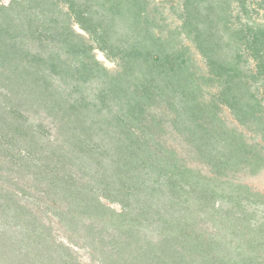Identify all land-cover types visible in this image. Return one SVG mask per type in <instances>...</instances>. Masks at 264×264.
<instances>
[{"label": "trees", "instance_id": "16d2710c", "mask_svg": "<svg viewBox=\"0 0 264 264\" xmlns=\"http://www.w3.org/2000/svg\"><path fill=\"white\" fill-rule=\"evenodd\" d=\"M233 1L238 2L248 19H253L264 8V0L256 9L248 7L249 0H188L184 28L188 35L194 36L208 59L211 78L220 84L225 81L219 101L228 106L240 123L260 122L263 119L261 105L254 96L249 98L240 64L245 57L242 55L244 50L256 63V79L264 81V25H243L233 35L234 45L230 46L231 43L224 42L223 34L224 30H231L227 26L230 13L224 20L222 17L215 19L211 8L205 15L196 11V7L203 5L227 7L230 12ZM60 4L67 7V12L61 10ZM139 5L140 0H12L9 5L0 6V133H12L10 139L0 142V148L5 149L6 156L28 164L29 160L32 162L38 158L33 154L36 148L21 153L12 150L10 143L39 145L43 150L56 145L41 143L35 125L30 123L33 114L49 110L52 117L49 134L53 135L51 124H55L60 129H56L57 137L61 133L71 136L72 129L69 130L68 126L75 120L74 115H80L79 127H75L80 133L72 134L67 140L74 142L71 143L74 149L81 144L88 146L82 150L93 159V136L109 132L110 137L113 135L128 143L127 156L131 154L129 159H136L134 179L130 175L131 169L121 167L118 159V162L114 161L110 174L104 173L97 183L98 190L103 189L100 190L102 196L122 206L120 214L110 213L115 222H121L120 234L121 237L124 235L117 244L119 251L115 250L113 264H249L247 260H253L251 251L257 245L256 239L250 235V225L231 209H215L212 198L219 194V190L211 178L181 167L173 161V153L163 156L156 153L154 156L146 149L157 134L154 127H142L143 116L157 101L167 103L175 116V125L190 135L195 134L193 126L197 120L205 118L204 113L216 112L217 106L214 110H207L200 103V86L189 72L185 53H171L166 42L153 39L150 32L140 27ZM74 24L93 45L87 44ZM120 25L124 31L118 30ZM95 51L103 53L110 62L120 61L121 70L116 77L100 64ZM39 126L42 128L45 124ZM137 129L139 133H136ZM205 130L215 132L218 127H206ZM237 149L238 156L239 151L248 148L241 144ZM56 150L52 152L53 156ZM255 156L251 157L252 164L264 162L261 154L257 152ZM231 158L220 159V171L228 168ZM58 165L63 167L67 162L63 164L60 159ZM142 165L147 170L155 167L164 181L158 180L156 186L148 187L149 183L142 178L143 171L138 173ZM47 166H50L49 161L44 168ZM52 178L50 183L64 187L66 193L76 194L85 210L93 208L92 198H89L92 192L75 193L76 183L72 175L60 177L58 174ZM133 190L150 192L153 198L165 194V190L168 194L165 202L157 199L160 203L156 205L142 204L137 200L136 208L130 200ZM191 197L198 199L203 212L213 207V214L218 215L214 222L222 221L226 231L228 229L227 234L236 237V246L223 235L221 241L215 243L200 224L183 216L184 211L178 207L180 201L185 203ZM97 211L104 215L101 208L98 207ZM150 215L154 217L150 218ZM147 221L151 230L158 232L156 240H153L155 236L142 232V227H148L145 225ZM244 243L252 248L240 249ZM128 248L134 258L126 261L123 255ZM231 248L235 251L239 248L240 255L245 258L236 259L238 253L233 255ZM259 252L256 251L257 257L261 255ZM257 264H264V261Z\"/></svg>", "mask_w": 264, "mask_h": 264}, {"label": "rangeland", "instance_id": "374dc122", "mask_svg": "<svg viewBox=\"0 0 264 264\" xmlns=\"http://www.w3.org/2000/svg\"><path fill=\"white\" fill-rule=\"evenodd\" d=\"M11 1L2 0L0 6L9 5ZM187 1L140 0L138 7V12L142 16L140 27L150 32L153 39L166 42L170 46L171 53L177 51L185 53L189 72L194 75L192 78L200 86V103L207 110H214L217 106L215 109L217 111L204 113L205 118H199L193 126L195 134L190 135L175 125V116L169 110L167 103L157 101L156 105L148 108L143 116L142 127L145 129L154 127L153 131L157 134L146 149L154 153V156H157L156 153H162L161 156L173 153V161L179 163L181 167L190 168L201 176L211 178L220 194L212 198V201H215V209L219 207L231 209L236 216L244 219H241L244 223L250 225L252 233L250 235L256 239L257 245L251 251L254 255L253 260L247 262L257 264L258 261H264V246H261L264 245V162L252 164L251 157L258 152L264 159V81L256 79V63L247 52L242 50V55L245 57L240 65L246 83L244 87L249 90L250 97H248L251 99L254 96L260 103L263 119L260 122L240 123L228 106L220 102L219 95L225 88V81L220 84L218 80L211 78L208 59L201 52L194 36L188 35L184 28ZM260 3L262 0H249L248 7L256 9ZM60 8L67 12L65 5L60 4ZM210 8L211 15L215 19L219 17L224 19L230 13L227 26H230L231 30L223 31L224 42L231 43L230 46L234 42L235 32L245 25L256 23L264 25V8L259 10L253 19L246 17L236 1L232 2L230 12L227 7L203 5L196 7V11L205 15ZM74 26L77 32L84 35L87 44L93 45L88 36L78 26L75 24ZM117 28L124 31L123 25ZM232 55L234 56V53ZM95 56L112 76L116 77L119 74L120 61L110 62L100 51H95ZM48 111L33 114L30 123L35 125L42 144L51 142L56 145L43 150L39 145L35 147L28 146L27 143H10L9 147L12 150L21 153L26 152V149L36 148L33 154L38 158L32 162L29 160L28 164L26 161L6 156V153H3L5 149L0 148V264H113L115 250L119 251L117 244L123 240L124 235L121 237L120 234L121 222H115L116 219L110 213L120 214L122 206L102 196L100 190L103 189L98 190L97 183L103 178L104 173L110 174L114 161L118 162V159L121 167L131 169L130 175L135 177L136 159H129L131 154L127 156L128 143L113 135L110 137L109 132L93 136L91 146L94 147L92 155L95 156L91 159L86 155V151L82 150H86L88 146L83 147L81 144V147L77 146L74 149L71 144L74 142L67 141L72 138V134L80 133L75 130V127H79L80 115H74L75 120L73 119L72 122L76 121V123L71 122L68 126L69 130L72 129L71 136L61 133L57 137L55 133L58 127L55 124H51L53 135L49 134L52 117ZM56 122L59 123L58 119ZM42 123L45 127L41 128L39 125ZM211 126L218 127V130L215 132L205 130L206 127L210 129ZM135 131L139 133L138 129ZM41 132L47 135H42ZM11 134V132H1L0 142L10 139ZM241 144L248 149L244 152L239 151L237 156V148ZM56 146L59 149L52 150ZM32 147L34 148L31 149ZM55 150L56 155L53 156L52 152L54 153ZM231 156L232 160L229 161L228 168L220 171L218 166L220 159ZM126 157L129 160L127 162ZM60 159L63 164L67 162L64 168L58 165ZM48 161L50 166L45 169L44 165ZM140 170L143 171V181L149 183L148 187L156 186L158 180L164 181L158 176L155 167L147 170L142 165L138 168V173ZM58 174L60 177L72 175L76 183L75 193L84 195L92 192V195H89L93 201L91 212L84 209V205L77 200L76 194L66 193L64 187L59 188L50 183L53 175ZM125 181L128 180L125 178ZM164 193L153 198L150 192L133 190L130 200L136 208L137 200L142 204L148 202L156 205L165 202L167 190ZM98 207L105 211L103 216L98 214ZM168 207L169 205L166 209ZM178 207L182 208L186 219L192 218L190 221H196L201 225L202 230L208 231V236L213 238L215 243L221 241L224 236L228 242L232 240L233 246L237 245L236 237L227 234L228 229L226 231L222 221L214 222L218 215L213 214L212 206L203 212L198 199L191 197L185 203L181 200ZM175 215L177 213L174 214V218ZM152 217L154 216L150 215V218ZM149 224V221L145 222L148 227H142V232L150 237L155 236L153 240H156L158 232L152 231ZM41 234L45 235L40 236ZM61 246H64V249ZM241 247L240 249H248L250 246L244 243ZM236 249L237 251L231 248V251L233 255L238 253L236 259L241 261L245 256L242 258L241 250ZM256 251H260L259 257ZM123 256L126 261L134 258L129 248Z\"/></svg>", "mask_w": 264, "mask_h": 264}]
</instances>
